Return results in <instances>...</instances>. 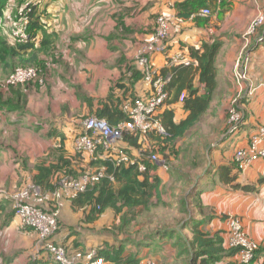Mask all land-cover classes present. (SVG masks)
<instances>
[{"label":"crops","instance_id":"1","mask_svg":"<svg viewBox=\"0 0 264 264\" xmlns=\"http://www.w3.org/2000/svg\"><path fill=\"white\" fill-rule=\"evenodd\" d=\"M179 1L38 0L39 26L34 46L19 56L40 69L43 82L10 89L4 98L6 104L0 107V264H53L50 255L39 247L38 235L22 227L11 195L34 179L36 166L50 152L63 146L68 155L76 156L75 140L82 133V120L93 115L111 93L124 96L125 90L117 88V84L124 77L120 83L130 87L127 65L133 64L151 39L160 15L169 16L172 27L168 53L151 56L158 71L170 67L169 61L176 57L184 56L191 62L190 47L201 48L203 43L215 40L223 43L217 58L218 89L210 109L177 142L172 157L173 161L184 154V145H190L196 156H183L188 168L192 164L196 172L192 177L194 185L180 181L181 189L188 188L187 195L197 199L200 206L194 207V217L203 221L201 229L219 234L227 249V218H240L251 238L261 246L254 264H264V160L242 172L235 168L236 152L247 149L258 127L264 125V88L260 87L264 84V43L252 44L245 35L254 18L264 15V0L215 2L216 13L203 26L193 18L185 21L178 17L175 4ZM261 32L264 37V27ZM239 61L244 65L247 62L246 82L235 78ZM10 71L11 68H0V83ZM196 86L202 87L198 81ZM253 89L256 91L250 96ZM130 91L142 97L150 93L151 85L142 80ZM200 93H205L203 88ZM235 100L245 112L246 122L238 130H231L228 110ZM168 108L174 110L177 123L189 115L181 100L165 104L160 113ZM130 153L137 158L138 150ZM53 160L48 159V163ZM78 162L77 166L89 167L91 158L85 156ZM170 171L158 166L154 172L163 187L171 180ZM230 178L234 181H227ZM181 232L192 238L190 226L177 228L171 239L157 238L156 249L149 246L151 243L140 249L141 264L162 260L169 243L181 248ZM66 236L62 231L56 240L64 243ZM82 240L86 247H94L89 240ZM74 241L75 237H71L67 243ZM232 254L220 264H236L237 253Z\"/></svg>","mask_w":264,"mask_h":264},{"label":"trees","instance_id":"2","mask_svg":"<svg viewBox=\"0 0 264 264\" xmlns=\"http://www.w3.org/2000/svg\"><path fill=\"white\" fill-rule=\"evenodd\" d=\"M215 2H218V0H180L175 4V10L179 18L185 21L193 18L197 25L203 26L210 19L202 18L197 14L204 8L210 9ZM26 3L27 0H0V19L3 21L6 19L9 24L11 20L19 18L26 10ZM38 19L37 8L32 7L29 33L33 41L36 40L35 31L37 26H39ZM263 27L264 25L259 27L256 34L250 36L252 44L259 41L260 38H263L262 43H264V37L261 32ZM33 46L32 42L26 45L11 42L1 32L0 28V68L15 69L22 64L23 67H33L28 64V61L19 56L20 52L33 48ZM222 46L223 43L220 40H215L212 43H203L201 48L190 47L189 52L192 60L189 64L171 66L160 71L163 77L171 76V80L166 86L169 97L165 104L170 106L181 100L184 109L189 112L187 119L180 123L175 122V112L173 109L168 108L158 115L159 122L163 126L166 135L151 133L143 136L140 133L127 131L124 133L123 141L120 145L132 157L130 153L132 150H141L146 141H153L155 142L151 145L153 146V153L150 154L149 151L142 152L141 157L136 158L138 161L135 164L122 163L118 165L110 158L100 157L104 151L99 149L97 160L91 161L89 167H105L106 176L98 183L91 185L85 192L79 193L76 198L65 200V205L68 204L74 212H86L84 223L93 224L99 221L107 212H111L114 219L116 218L113 226L105 231L108 234H105L104 243L98 245L99 255L104 258L107 264H141V248L148 246L155 238L164 237L171 239L177 232V228L185 229L187 226L191 228L192 238L183 232H181L179 237L180 243H184L179 248V257L183 262H188V264H220L233 252L234 255L237 253L235 250L225 247L224 239L219 234L212 235L201 229L203 221L195 220L194 207L196 206L191 202V194L187 195V190L181 191V198L179 199L181 206L179 213L183 216L182 219H176L165 224L160 222L158 224V221L148 217L149 213L163 202V195L166 193L163 192L165 186L163 187L162 180L157 175L152 174L153 171L157 170L158 165L151 163L148 156L158 154L169 166L167 160L171 162L172 157L176 154L177 142L184 138L209 111L213 97L218 89L217 58ZM16 49L19 51H16ZM16 62L20 63L17 64ZM127 71L131 74L130 87H127L125 83H120V81H125L124 77L117 84V88L125 90L124 96L119 98L114 92L111 93L106 100L102 101V106L93 115L89 116L106 119L112 127L129 120V115L123 111L122 105L126 101H134L138 98L135 92L130 90L138 82L146 80L144 74L137 68L136 61H133L132 65H127ZM197 81L202 87L196 86ZM201 88L204 89L205 93H200ZM8 92L0 91V107L2 104H6L4 98ZM149 94L142 97L147 98ZM57 149L56 152H50L47 158L38 163L33 179L36 184L49 192L55 190V182L61 178H79L89 169V167H81L80 164H78L79 166L76 164L77 160L81 163L86 155L76 151V156L68 155L63 146ZM50 158L54 160L48 163ZM200 162L204 163V161ZM140 163L147 166L148 170L146 172L142 173L139 171ZM236 167L239 171L235 161ZM171 171H174L173 168H171ZM177 172L180 173V171ZM225 172L229 175L228 169H225ZM192 177L191 174H184V179L181 181L190 183V186H192L194 185ZM55 179L57 180L55 181ZM227 181L233 182L234 179L230 178ZM196 204L197 207L200 206L198 202ZM141 215L146 218L145 220L142 219L143 223L138 221ZM64 224L60 218L59 230L56 236L62 231L67 236L64 243L58 242L55 236L57 244L67 247L70 252L86 251L93 248V246L86 247L82 240V229L74 228L73 226L68 228ZM130 227L135 228L133 232L129 233ZM144 229L145 232L143 233ZM141 233L143 234L141 235ZM71 237H75L73 244L72 242L69 243L72 247L68 246L69 244L67 243ZM259 252L260 250L258 254ZM235 263L240 264L238 261ZM156 264H161V260H157Z\"/></svg>","mask_w":264,"mask_h":264},{"label":"built area","instance_id":"3","mask_svg":"<svg viewBox=\"0 0 264 264\" xmlns=\"http://www.w3.org/2000/svg\"><path fill=\"white\" fill-rule=\"evenodd\" d=\"M38 0H27L26 10L19 17L11 20L8 24L6 19L0 20L1 32L11 42L26 45L33 42L29 33L32 7H36ZM221 4L222 0H218ZM200 17H210L209 8L202 9L198 14ZM264 25V15L259 14L249 27L246 36L255 35L257 29ZM171 18L160 15L156 19V27L151 39L138 53L135 61L137 68L144 74L145 80L151 84V93L147 98L138 97L136 100L126 101L122 109L129 115V120L121 122L116 127H112L106 119L96 116H89L82 120V133L75 140V151L97 160L99 149H102L105 158H110L118 165L122 163L135 164L138 159L131 157L129 152L120 147L124 133L127 131L140 133L147 136L151 133H158L162 136L166 132L159 122L158 115L169 97L166 90L171 76L163 77L160 71L156 70L151 62V56L155 54L168 53V40L171 35ZM263 38L259 39V43ZM188 58L184 56L176 57L169 61V65L178 66L189 64ZM247 65V62H245ZM244 64L238 62L235 78L239 82L248 80V73ZM34 82H43L40 69L37 67H18L8 78L0 83V91H8L10 88L25 86ZM260 87L264 88V84ZM256 89L249 92L254 95ZM246 122L245 112L242 110L238 101H232L229 108V123L231 130H238ZM264 125L258 127L252 136L250 145L247 149H240L236 152L235 161L239 171L248 169L254 163L264 160ZM146 141L144 144H147ZM152 145V143H151ZM143 145L138 150L137 158L141 157L142 152L149 151ZM101 155V156H102ZM100 156V157H101ZM149 157L151 163L156 164L166 171L169 166L159 157L152 154ZM148 170L143 163L139 164V171L144 173ZM155 171L152 172L154 174ZM106 176L105 167L88 169L79 178L63 177L56 181L55 190L45 191L41 186L30 180L23 187L11 195L16 216L19 218L22 227L35 232L39 238V247L50 255L53 264H107L103 257L99 255L98 247L90 248L86 251L70 252L69 249L55 242V236L59 230V220L61 211L65 207V200H72L79 193L85 192L91 185L98 183ZM113 180V178H111ZM227 247L237 252V261L240 264H252L260 250V244L255 241L245 229L242 220L236 216H229ZM156 264V263H149Z\"/></svg>","mask_w":264,"mask_h":264},{"label":"rangeland","instance_id":"4","mask_svg":"<svg viewBox=\"0 0 264 264\" xmlns=\"http://www.w3.org/2000/svg\"><path fill=\"white\" fill-rule=\"evenodd\" d=\"M16 1H18V0H16ZM211 8H210V11L212 14L211 16H213L217 10L213 11V10H215L214 6H212ZM8 9L11 10V8H9V7H8ZM9 13H11V12H9ZM221 16H223V15L220 14L219 18H221ZM210 17H202V18L209 19ZM248 30H249V28H248ZM248 30H246V31L248 32ZM247 32H246V34H247ZM18 67H23V66L18 65L16 68H18ZM15 69L14 68L11 69L9 75ZM211 110H214V108H212ZM143 145H146V146L148 145L149 148H151V143H147V144H143ZM192 149L193 148H191L190 145H188V146L184 145L183 150H181V153H183L185 151L184 154H182L180 157H178L176 159L174 158V160L171 162H169L167 160V163L169 164L170 169L173 168V170H174V171H170L171 172V178H170L171 180L163 189V192H166L164 195L163 202L158 204V206L152 212H150L149 216H148V217H150V219L152 218L154 221H158V224H160V222L165 224L167 222H171L173 220L175 221L176 219H182L183 218V216L180 215V213H179L181 211L179 199L181 198V190H182L180 185L183 183L180 181L182 179H184V174L189 173L192 176L195 175L196 169L193 168L192 164H191L192 168H188L187 164L182 159H183V156H185V159H187V158L190 159V158H194V157L196 158V156L191 152ZM187 151L189 152V154H186ZM170 155L173 156L172 153H170ZM199 158H203V155H200ZM201 161H203V160H201ZM189 162H190V160H189ZM190 163H192V162H190ZM93 169H95V168H93ZM177 171H180V173H178ZM187 189L188 188L184 189L183 192L186 191ZM5 190L7 193L12 192V191H9L7 189H5ZM190 199H191V202L194 204V206H196L197 199L196 198L194 199V195H193V197L191 196ZM86 215H87L86 212L85 213L74 212L66 204L64 209L61 211V221L63 223H65L64 225L68 226V228L73 226L74 228L82 229L83 239L89 240L91 244L98 247V245H100L101 243H104V240L106 239L105 234H108L105 231H107L108 229H110L113 226V224L115 223L114 220H116V218L114 219V216L111 212H107L106 214H104L101 217V219L99 221H97L93 224H87V223H84V219H86ZM155 215H156V217H154ZM140 219H138V221L143 223V220H145L146 218L145 217L143 218V215H141ZM134 228L130 227L129 233L133 232ZM145 229H146V227H145ZM145 229H144L143 233L145 232ZM143 233H141V235ZM156 240H157V238H155L152 241L151 245H149L150 247H152V249H156L158 246V242ZM113 243H114V241H113ZM179 252H180V249H176L174 244L169 243L168 248L164 251V258L165 259L161 260V264H188V262L187 263L183 262V260L179 257ZM138 255H139V253H138ZM155 263H157V260L155 261Z\"/></svg>","mask_w":264,"mask_h":264},{"label":"clouds","instance_id":"5","mask_svg":"<svg viewBox=\"0 0 264 264\" xmlns=\"http://www.w3.org/2000/svg\"><path fill=\"white\" fill-rule=\"evenodd\" d=\"M1 20V19H0ZM1 28V27H0Z\"/></svg>","mask_w":264,"mask_h":264}]
</instances>
